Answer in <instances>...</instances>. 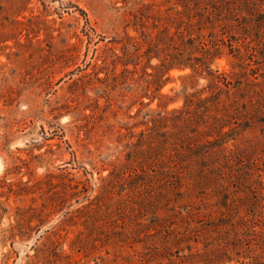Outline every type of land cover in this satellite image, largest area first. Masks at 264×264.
<instances>
[{
	"label": "rangeland",
	"instance_id": "1",
	"mask_svg": "<svg viewBox=\"0 0 264 264\" xmlns=\"http://www.w3.org/2000/svg\"><path fill=\"white\" fill-rule=\"evenodd\" d=\"M175 1L0 0V264H264V22L212 81Z\"/></svg>",
	"mask_w": 264,
	"mask_h": 264
},
{
	"label": "trees",
	"instance_id": "2",
	"mask_svg": "<svg viewBox=\"0 0 264 264\" xmlns=\"http://www.w3.org/2000/svg\"><path fill=\"white\" fill-rule=\"evenodd\" d=\"M168 9L174 11L171 17L172 20L169 23L170 15H163V19L166 21L162 29L158 33H155L154 36L147 35L145 37L149 46L147 51L153 52L154 56L159 58L160 53L164 50H168L169 52L168 46L163 48L162 46H159V44H163V40H173L171 48L173 49L179 40L183 41V38H186L187 40L185 42L189 45L185 47L184 50H186L187 53L181 56L180 54L177 56V54L175 55L170 52L164 53V57L161 60L162 68L169 70L173 67L189 66L194 68L195 66H198L200 71L212 76V81L216 78H218L217 80H220V77L215 75V70L211 67L215 58L220 57L224 52V49L227 50V53L236 52L234 54H237L240 48L234 45V43L238 42L240 39H243L244 41L251 37L249 35V29L254 23L264 22V0H176ZM158 15L160 14L158 13ZM169 26H172L173 28L172 33L169 32ZM153 27H157V25H154ZM217 29L222 36L219 39L214 33ZM205 30L209 36V38H207V43L203 41V34H201V32ZM158 35H161L160 40H158ZM251 41L247 40L245 42L247 47L250 46ZM205 46L207 47L205 48ZM198 49L202 52L201 57H192V52ZM242 76H245V73H243ZM221 79L224 84L227 83L224 77ZM154 80L157 88L158 86L160 87L162 83L161 77H155ZM212 84L214 91L211 92H214V94L204 99H197L196 101L187 98L185 105L194 108L197 104H202V108L205 109L203 111H211L212 109L215 112L217 110V105L220 102V97L216 95L221 92V88L218 87L216 82H212ZM184 88L185 87L182 89ZM243 99L242 115H245L248 113V108H253L254 105L252 104L253 102L251 98L245 99L244 97ZM207 101H209V103H207ZM208 118L213 119V127L216 126L215 124H219V127L224 126V123L219 122L221 119L216 114H208ZM216 140L217 139L212 141L208 140L207 144L202 143L200 144V147L205 145L207 148L206 150L204 149V151H210L211 149H209V146L218 142Z\"/></svg>",
	"mask_w": 264,
	"mask_h": 264
}]
</instances>
